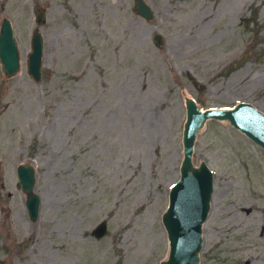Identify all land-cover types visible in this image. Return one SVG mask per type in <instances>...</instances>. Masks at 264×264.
I'll return each mask as SVG.
<instances>
[{"label": "rangeland", "instance_id": "rangeland-1", "mask_svg": "<svg viewBox=\"0 0 264 264\" xmlns=\"http://www.w3.org/2000/svg\"><path fill=\"white\" fill-rule=\"evenodd\" d=\"M143 1L148 20L133 0H0L18 52L16 73L0 72V264H158L184 96L264 113V0ZM34 29L37 82L25 70ZM200 161L213 189L198 264H264V151L208 120L193 143ZM20 163L34 169V221Z\"/></svg>", "mask_w": 264, "mask_h": 264}, {"label": "water", "instance_id": "water-1", "mask_svg": "<svg viewBox=\"0 0 264 264\" xmlns=\"http://www.w3.org/2000/svg\"><path fill=\"white\" fill-rule=\"evenodd\" d=\"M132 11L139 17L151 18V8L143 0H133ZM37 25L44 23V9L33 13ZM155 46L162 43L159 34L152 36ZM43 40L37 29L30 34L29 52L26 57V73L37 82L40 79ZM18 69V52L10 21H0V72L10 77ZM184 120L180 145L181 159L178 177L169 186L167 201L160 215V223L167 242L166 257L158 264H198L202 246L201 227L209 210L213 189L212 171L204 161L197 165L191 162L196 134L206 121L227 122L255 146L264 151V113L249 102L240 101L230 107L199 108L190 96H184ZM16 187L24 194L23 206L28 220L38 216L40 197L34 192V169L32 165L20 163L15 167Z\"/></svg>", "mask_w": 264, "mask_h": 264}]
</instances>
